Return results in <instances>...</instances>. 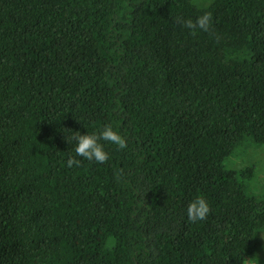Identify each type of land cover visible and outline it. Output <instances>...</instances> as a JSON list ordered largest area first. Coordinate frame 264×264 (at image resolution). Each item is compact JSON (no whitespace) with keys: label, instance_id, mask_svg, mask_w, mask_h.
Masks as SVG:
<instances>
[{"label":"trees","instance_id":"obj_1","mask_svg":"<svg viewBox=\"0 0 264 264\" xmlns=\"http://www.w3.org/2000/svg\"><path fill=\"white\" fill-rule=\"evenodd\" d=\"M205 13L209 32L177 22ZM108 125L128 147L77 157L75 132ZM247 143L264 145V0H0V264H245L264 197L226 162Z\"/></svg>","mask_w":264,"mask_h":264},{"label":"clouds","instance_id":"obj_2","mask_svg":"<svg viewBox=\"0 0 264 264\" xmlns=\"http://www.w3.org/2000/svg\"><path fill=\"white\" fill-rule=\"evenodd\" d=\"M177 22L183 24V26L192 31L195 35L196 30H202L204 32L210 31V26L212 23L211 13H205L198 17L195 22L191 19L181 20L177 18ZM72 140L76 142V147L74 149L77 157H82L87 161H95L100 164H104L109 160L108 153L104 150V145L101 141L108 142L117 146L120 150H124L128 147L126 139L114 131L113 128L108 125L103 128L99 134H85L81 135L79 132H75ZM79 167L80 161L75 157H70L67 161V166L69 168L73 166ZM210 206L205 198L202 196L197 197L192 201L187 208V217L190 222L203 221L210 214ZM245 264H251V260L245 259Z\"/></svg>","mask_w":264,"mask_h":264},{"label":"rangeland","instance_id":"obj_3","mask_svg":"<svg viewBox=\"0 0 264 264\" xmlns=\"http://www.w3.org/2000/svg\"><path fill=\"white\" fill-rule=\"evenodd\" d=\"M214 0H192L199 8L209 7ZM226 165L232 170H241L247 167H255V175L249 182V194L261 198L264 197V145L247 143L246 147L236 150L234 155L227 160ZM260 244L258 252L250 259L251 264H264V230L258 233Z\"/></svg>","mask_w":264,"mask_h":264}]
</instances>
